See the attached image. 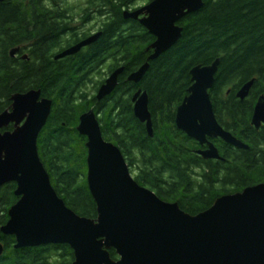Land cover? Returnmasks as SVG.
<instances>
[{"label":"trees","instance_id":"trees-1","mask_svg":"<svg viewBox=\"0 0 264 264\" xmlns=\"http://www.w3.org/2000/svg\"><path fill=\"white\" fill-rule=\"evenodd\" d=\"M19 1L0 2V114L12 107L11 98L17 93L34 89L52 100L50 118L37 140L38 153L54 190L68 208L82 217L98 216L87 182L88 139L77 130L81 114L91 109L98 115L103 138L122 150L136 181L163 200L177 202L190 215L206 211L222 196V190L231 194L264 183V128L256 129L251 120L255 103L264 96V0H203L198 13L178 23L184 28L181 40L150 62L140 84L128 77L147 62L152 53L147 48L155 37L138 21L124 20L123 11L153 0H85L98 4L102 12L107 7L114 14L103 24L104 62L109 61L107 69L125 67L114 93L102 102L96 100V94L105 81L102 75L109 73L64 76L61 66L47 54L51 49L47 32L28 30L21 15L25 7ZM27 41L37 42L29 50L30 61L10 56L15 47ZM90 55L81 60L83 65L91 61ZM217 59L220 65L210 91L217 121L250 148L227 147L220 141L217 146L225 162L216 163L198 157L197 143L178 130L175 118L192 84L190 70L200 64L211 65ZM252 79L255 84L249 97L238 99L236 92ZM140 88L150 99L154 138L148 136L146 124L140 123L133 112L132 97ZM13 129L11 124L3 132ZM197 167H204L199 188L193 172ZM16 187L12 182L0 189V238L1 227L9 221V209L19 200ZM5 241L8 255L16 252L8 249L14 237ZM53 253H63V259L47 261ZM28 255L24 264H72L73 260L70 247L64 244L40 247L35 262V255ZM110 255L113 260L118 258L115 250ZM13 258L18 257L14 254Z\"/></svg>","mask_w":264,"mask_h":264},{"label":"water","instance_id":"water-1","mask_svg":"<svg viewBox=\"0 0 264 264\" xmlns=\"http://www.w3.org/2000/svg\"><path fill=\"white\" fill-rule=\"evenodd\" d=\"M203 6V0H153L135 11L124 10V20H138L156 38L147 48L152 51L147 62L128 80L140 84L150 62L183 37L184 28L178 23ZM100 36L88 38L64 55L77 53ZM219 65L217 59L190 70L192 84L176 109L178 130L201 146H209L198 152L203 159L224 160L209 139L250 148L217 121L210 91ZM124 71L120 67L108 75L96 94L97 101L114 93ZM254 82L244 84L236 96L249 97ZM132 100L135 117L154 138L147 92L140 88ZM11 101L12 107L0 114V189L16 183L19 200L9 209V221L1 233L14 236L15 249L68 245L75 253L73 264H264V183L220 196L206 211L190 215L178 203L163 200L136 181L122 150L103 138L98 115L91 109L81 114L77 130L88 139L87 182L98 216L82 217L54 190L38 153L37 140L54 103L34 89L13 95ZM254 107L251 120L259 129L264 126V96ZM11 124L13 131L3 132ZM111 250L118 260L111 258ZM4 251L0 243V257Z\"/></svg>","mask_w":264,"mask_h":264},{"label":"flooded vegetation","instance_id":"flooded-vegetation-1","mask_svg":"<svg viewBox=\"0 0 264 264\" xmlns=\"http://www.w3.org/2000/svg\"><path fill=\"white\" fill-rule=\"evenodd\" d=\"M7 1L8 0H0V2L2 3H5ZM13 3L14 1L12 2V4ZM17 3H21L25 7L21 15L24 16V18H26V25L28 30L31 31L41 30L42 32H47L45 33V36L47 37L46 39L49 42H51V46H50L51 49L50 48H49L50 50L47 49V54H49L51 60L54 63H56V65L58 63L61 66V69L64 71L63 73L64 76L72 75L78 77L80 75H90V74L102 75L104 73H109L110 75L116 69L123 67V66H120L118 68L109 67L107 69L106 63L109 61H107L106 63L104 62V53L102 52V40H101L104 30L103 24L109 22V20H111L112 16L114 15L113 13L111 14V12L108 11L107 7H105L102 12L99 10L98 4L89 3L86 2L85 0H20ZM138 4L139 3L130 7L128 11H135L137 8H140L137 6ZM145 4L148 3L146 2ZM100 33L101 36L97 38L96 41L90 43L87 46H84L77 53L64 55L66 51L75 48L80 43L87 41L88 38L99 35ZM36 44L37 42L33 41V43H30L29 41H27V43L15 47V49L12 50V51L16 50L14 55L11 54L12 52L11 51L10 56L13 58L15 57L20 58L21 60L24 61H30L31 55L29 53V50L32 47H35ZM40 53L41 51H39V54ZM89 55L91 57V61L85 62L87 63V65H83L81 63V60H84ZM229 93L230 91L228 90L226 94L228 95ZM260 128H264V126H261ZM194 141L197 143V149H195V152L198 155V157L203 159L198 152L207 150L209 146L207 144L201 146L196 140ZM209 141L218 148L220 156L222 157L223 154L221 153L220 146H217V143L220 141L222 142L223 140H221L220 138H216V139H209ZM225 146L228 147L229 145L225 143ZM223 159L224 160L217 159L212 161L216 163L225 162V158ZM206 160H211V159H206ZM203 169L204 167H197L193 171L194 175L197 176V178L199 179L197 183V188H199V186H201V182L204 181V177L202 175L204 172ZM231 188H233V186ZM221 195L224 196L231 194H227L226 190H222ZM7 237L10 236L3 235V237L0 238V243L4 246L5 249L3 253L4 255L0 257V264H9L11 263V261L14 263L16 261L18 264H24L25 259L29 257L28 254L30 253L35 255L33 261L35 262L37 260L38 258L37 251L40 247L23 248L22 250H17L15 249V244H16L15 238H14V242L11 244V246L8 249L14 250L16 252H11L12 254V255L10 254L11 256L8 255L5 247L6 245L5 240ZM34 250L35 253H33ZM13 253L16 254L18 258L14 259ZM61 254L63 253H60V255L57 256L55 253H53L49 255V257L46 259L47 261L49 260L50 262L55 263L57 258H59L58 259L59 261L63 259V256ZM71 258L73 259L71 261V263L73 264V261L75 259L74 251H72ZM118 259L119 257L116 260Z\"/></svg>","mask_w":264,"mask_h":264},{"label":"rangeland","instance_id":"rangeland-1","mask_svg":"<svg viewBox=\"0 0 264 264\" xmlns=\"http://www.w3.org/2000/svg\"><path fill=\"white\" fill-rule=\"evenodd\" d=\"M144 4H145V2H140L137 6H138V7H141V6L144 5ZM95 77H96V76H94V78H95ZM97 77H98V76H97ZM97 77L95 78V80H99V79H100L99 77H98V78H97ZM103 77H104L105 79L108 78V76H104V75H102V78H103Z\"/></svg>","mask_w":264,"mask_h":264}]
</instances>
